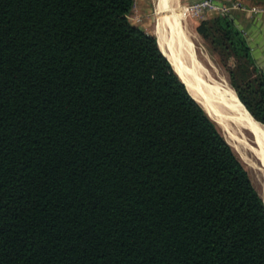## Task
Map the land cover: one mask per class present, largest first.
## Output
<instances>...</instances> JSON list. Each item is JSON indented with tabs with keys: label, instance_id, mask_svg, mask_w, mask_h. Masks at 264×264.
I'll return each mask as SVG.
<instances>
[{
	"label": "trees",
	"instance_id": "16d2710c",
	"mask_svg": "<svg viewBox=\"0 0 264 264\" xmlns=\"http://www.w3.org/2000/svg\"><path fill=\"white\" fill-rule=\"evenodd\" d=\"M133 6L0 0V264H264L262 198ZM200 32L264 126L245 34Z\"/></svg>",
	"mask_w": 264,
	"mask_h": 264
},
{
	"label": "bare ground",
	"instance_id": "6f19581e",
	"mask_svg": "<svg viewBox=\"0 0 264 264\" xmlns=\"http://www.w3.org/2000/svg\"><path fill=\"white\" fill-rule=\"evenodd\" d=\"M156 18L159 47L191 97L244 163L264 179V126L246 114L230 85L208 78L191 36L182 26L177 0H157Z\"/></svg>",
	"mask_w": 264,
	"mask_h": 264
},
{
	"label": "rangeland",
	"instance_id": "374dc122",
	"mask_svg": "<svg viewBox=\"0 0 264 264\" xmlns=\"http://www.w3.org/2000/svg\"><path fill=\"white\" fill-rule=\"evenodd\" d=\"M216 1L223 2L224 0H216ZM234 1H237L241 5H243V7L246 8V11L232 10V11L227 12V14H223V15L209 13V14H205L203 17L199 19H195L186 11V8L189 6V4L197 3V2H191L190 0H177V5H178V12L181 15L182 26L191 36L192 41L195 46L196 56L199 62L205 67L208 78L212 79L213 81L215 80L216 82H218L220 79L219 82L221 81L226 82L228 85H230L229 87L232 88V90L236 92V89L233 86V77L230 71L232 68H234L233 60L227 61L223 57L222 52L216 49L217 48L216 45L212 44V38L211 37L208 38L206 35L200 32L201 25L203 23H207L208 21L216 17H219V16H229L230 17L231 16L232 19L235 21L233 17V12L235 11L248 12L247 10H249L250 7L248 8V4H246L247 2L245 0H232V2ZM156 3H157V0H134V6L132 9V12L128 18L129 22L133 26H135L136 28L142 30L143 32L151 36H154L155 38H157V34L155 32L157 28L156 27V19H157L156 18ZM235 24L238 27L236 22ZM212 86H213V83H212ZM213 89L218 91L215 88V86H213ZM255 147L257 148V146ZM236 155L240 159V161L243 163L247 172L249 173L250 179L255 189L257 190L258 194L260 195V197L262 198L264 202V179H262V177H260L258 173H255L254 171H252V169H250L246 165V162L244 163V161L238 156L237 153ZM262 163H261V166L263 167V170H264V162Z\"/></svg>",
	"mask_w": 264,
	"mask_h": 264
},
{
	"label": "crops",
	"instance_id": "0c3cea01",
	"mask_svg": "<svg viewBox=\"0 0 264 264\" xmlns=\"http://www.w3.org/2000/svg\"><path fill=\"white\" fill-rule=\"evenodd\" d=\"M200 2L202 0H190ZM247 3H246V2ZM248 4V12L235 11L233 17L238 28L245 34L253 58L258 67L264 71V13L251 12L252 9L264 10V1L245 0Z\"/></svg>",
	"mask_w": 264,
	"mask_h": 264
},
{
	"label": "built area",
	"instance_id": "2783aa9c",
	"mask_svg": "<svg viewBox=\"0 0 264 264\" xmlns=\"http://www.w3.org/2000/svg\"><path fill=\"white\" fill-rule=\"evenodd\" d=\"M232 10L246 11V8L239 2H232V0H224L223 2H218L216 0H202L201 2L189 4L186 8V11L195 19H199L209 13L223 15ZM251 12L264 13V10L252 9Z\"/></svg>",
	"mask_w": 264,
	"mask_h": 264
},
{
	"label": "water",
	"instance_id": "95a60500",
	"mask_svg": "<svg viewBox=\"0 0 264 264\" xmlns=\"http://www.w3.org/2000/svg\"><path fill=\"white\" fill-rule=\"evenodd\" d=\"M158 46H159V43H158ZM160 48V47H159ZM161 50V49H160ZM162 52V51H161ZM163 54V53H162ZM164 55V54H163ZM168 60V59H167ZM181 80V79H180ZM183 83V82H182ZM184 84V83H183ZM185 85V84H184ZM195 100V99H194Z\"/></svg>",
	"mask_w": 264,
	"mask_h": 264
}]
</instances>
